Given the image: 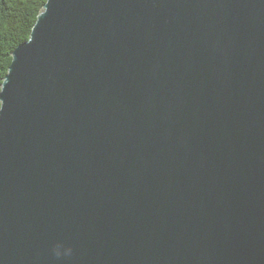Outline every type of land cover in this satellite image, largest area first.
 I'll return each instance as SVG.
<instances>
[{"label":"water","instance_id":"1","mask_svg":"<svg viewBox=\"0 0 264 264\" xmlns=\"http://www.w3.org/2000/svg\"><path fill=\"white\" fill-rule=\"evenodd\" d=\"M0 264H264V0H46L0 85Z\"/></svg>","mask_w":264,"mask_h":264},{"label":"trees","instance_id":"2","mask_svg":"<svg viewBox=\"0 0 264 264\" xmlns=\"http://www.w3.org/2000/svg\"><path fill=\"white\" fill-rule=\"evenodd\" d=\"M46 0H0V85L11 62V52L29 37Z\"/></svg>","mask_w":264,"mask_h":264}]
</instances>
